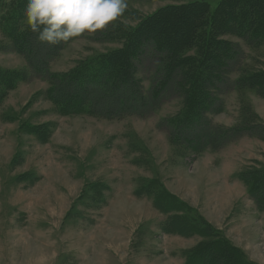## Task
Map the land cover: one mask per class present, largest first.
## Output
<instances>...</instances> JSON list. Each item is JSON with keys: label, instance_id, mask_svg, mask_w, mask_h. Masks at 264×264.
<instances>
[{"label": "rangeland", "instance_id": "374dc122", "mask_svg": "<svg viewBox=\"0 0 264 264\" xmlns=\"http://www.w3.org/2000/svg\"><path fill=\"white\" fill-rule=\"evenodd\" d=\"M222 1L127 0L124 13L103 29L54 46L34 44L42 49L32 50L37 56L31 61L1 29L15 0H0V70L22 76L0 103V264H185L184 252L195 253L210 239L164 233L169 216L154 207V197L135 194L142 188L176 197L228 240L225 250L233 248L234 257L218 259L213 250L209 263L236 264L240 251V263L264 264V203L238 179L264 167V130L216 144L218 152L216 145L192 152L189 138L175 136L170 126L185 109L176 77L154 108L147 101L118 103L93 115H63L48 92L69 88L80 96L82 89L63 78L93 58L124 50L114 30L132 32L169 5L206 2L214 12ZM21 24L27 27L25 20ZM220 40L236 61L209 89L213 111L206 119L222 128L237 126L245 101L263 127L264 96L240 81L264 71V45L249 46L233 33ZM136 51L128 73L135 92L124 94L140 99L159 84L162 64L152 44Z\"/></svg>", "mask_w": 264, "mask_h": 264}, {"label": "trees", "instance_id": "16d2710c", "mask_svg": "<svg viewBox=\"0 0 264 264\" xmlns=\"http://www.w3.org/2000/svg\"><path fill=\"white\" fill-rule=\"evenodd\" d=\"M26 4L27 0H15L9 13L2 19L1 29L14 48L19 53L29 56L32 61L37 56L33 55L32 50L39 51L42 48L37 49V47H43L44 43L34 40L37 39V34L21 24L25 20ZM227 33H233L247 41L249 46L264 45V0H223L214 12H211L206 2H188L163 7L145 18L132 32L114 30V34L125 41L124 50L93 58L64 77L65 80L59 79L66 84L79 86L82 89L80 96L70 93L67 85L65 87L68 89L50 88L48 92L50 91V97L58 105L61 114L93 115L104 108V110L115 109L113 107L118 103L129 106L131 103L139 105L147 101L148 106L154 108L158 104L156 101L159 102L162 97L169 94L173 78L176 77L175 80L181 78L178 86L185 96V109L180 116L170 121V126L174 128L175 136L184 135L189 138L187 146L192 152L201 154L204 149H208V146L221 144L227 140L229 144L236 141V136L256 135L254 133L264 130V126H259L260 122L253 108L245 101H241L240 104L242 115L238 116L237 126L222 128L209 124L206 119L213 111V99L211 102L207 100L211 95L209 89L213 85L219 86L223 81L222 74L236 61L232 53L226 52V50L231 52L230 46H226L228 44L220 40V37ZM34 44L38 46L35 47ZM149 44L153 45L155 58L159 60H156V63L162 64L157 79L159 84H153L149 89L150 97L141 96L142 98L139 99L131 94L128 96L124 93L135 92L133 89L135 82L128 74L133 69L130 62L135 51L132 53V49L137 47V54L141 45L144 48ZM192 50H198L199 55L196 52L195 56H188ZM43 64L47 65L46 61L40 66ZM21 78L19 71L9 74L0 70V103L10 90L16 88ZM240 84L264 96V71L243 77ZM127 85L129 89L126 90L124 88ZM113 99L115 103H111ZM221 148L216 145L212 150L218 152ZM238 179L245 184L248 193L257 200V203H264V187H262L264 167L258 170L255 168L251 172H242L238 175ZM261 189L263 193L260 196L258 193L262 192ZM135 194L140 197H154V207L169 216L163 227L170 226V228L164 233L210 239L207 245L200 246L195 253L184 252L185 264H211L207 258L209 255L213 256V250V257H219L218 259L234 257L235 252H231L233 248L225 250L227 246H231L228 240L222 237L218 230H214L201 215L196 214L193 208L179 202L176 197L168 196L161 191L155 194L150 188L138 189ZM170 199L174 202L168 201ZM263 209L264 204L263 208L260 207V210L264 211ZM220 253L225 255L218 256L217 254ZM237 254L234 258L235 263L242 264L240 260L243 254L240 251Z\"/></svg>", "mask_w": 264, "mask_h": 264}, {"label": "clouds", "instance_id": "9594fccd", "mask_svg": "<svg viewBox=\"0 0 264 264\" xmlns=\"http://www.w3.org/2000/svg\"><path fill=\"white\" fill-rule=\"evenodd\" d=\"M126 8L127 0H27L24 17L40 42L54 46L105 28Z\"/></svg>", "mask_w": 264, "mask_h": 264}]
</instances>
